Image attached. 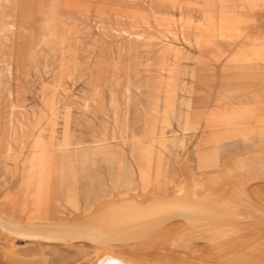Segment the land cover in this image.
Wrapping results in <instances>:
<instances>
[{"label":"rangeland","instance_id":"1","mask_svg":"<svg viewBox=\"0 0 264 264\" xmlns=\"http://www.w3.org/2000/svg\"><path fill=\"white\" fill-rule=\"evenodd\" d=\"M260 125L264 0H0L6 218L46 221L53 205L75 207L137 185L162 192L179 185L187 165L201 186L199 170L251 151L246 161L255 166L212 179L207 191L210 205H223L244 188L257 202L259 229L203 219L216 236H232L236 250L244 239L262 245L264 179L245 180L264 174ZM203 135L219 139L203 143ZM173 221L123 251L144 264H218L168 253L169 233L180 227ZM35 242L0 224V264H30L41 253L47 264L97 260L86 238ZM198 243L202 255L205 242Z\"/></svg>","mask_w":264,"mask_h":264},{"label":"bare ground","instance_id":"2","mask_svg":"<svg viewBox=\"0 0 264 264\" xmlns=\"http://www.w3.org/2000/svg\"><path fill=\"white\" fill-rule=\"evenodd\" d=\"M255 115H261V113L258 111ZM260 127L264 126L260 125ZM218 139V135H203L200 141L206 143ZM251 153L254 152L240 153L222 162L223 165L211 164L207 169L199 170V177L204 181L201 186L192 176L190 168L192 165H187L183 169L181 176L183 178L179 185L175 184L176 186L162 192H156L153 187L144 190L142 186L137 185L136 189L122 195L114 190L107 195L86 201L84 204L79 203L75 207L65 209V207L60 208V204L53 205V209L48 211L49 219L46 221H37L35 217H26L23 214L20 218H6L0 214V224L8 230L10 235L32 238L38 244L40 241L89 239L97 247V260L93 264H144L140 258L125 254L123 249L138 242L149 241L154 234L164 232L172 220H178L180 227L169 233L166 243L168 253L181 254L179 251H184L183 255L198 258L196 260H213L218 264H264V244L253 246L244 239L242 249L236 250V247L228 243V239H234L232 236H223L221 231V235L216 236L215 230L209 227L211 222L203 219L206 215L226 219L229 217L231 219H227V223L236 230L242 231L245 225L259 229L255 217L257 202L244 188H237L235 199L231 198L233 201L230 200L229 204L223 205L217 202L210 205L209 199L212 194L211 191H207L210 186H213L212 179L234 172L233 170L241 165L248 168L255 166L253 161H246ZM262 158L264 160V154ZM263 175L260 173L248 176L245 180L246 182L261 180L264 179ZM245 232L248 231L245 230ZM261 238L264 240V236ZM218 239L221 241L218 242ZM199 241L205 242L202 255L196 254L194 250L199 245ZM9 257L17 260V257L13 255ZM28 263L47 264V257L41 253Z\"/></svg>","mask_w":264,"mask_h":264},{"label":"crops","instance_id":"3","mask_svg":"<svg viewBox=\"0 0 264 264\" xmlns=\"http://www.w3.org/2000/svg\"><path fill=\"white\" fill-rule=\"evenodd\" d=\"M220 162H219V158H218V160H216V163L214 164V165H217V164H219Z\"/></svg>","mask_w":264,"mask_h":264}]
</instances>
